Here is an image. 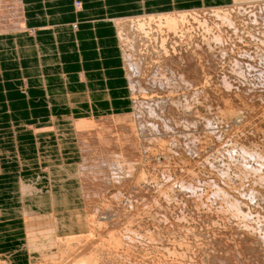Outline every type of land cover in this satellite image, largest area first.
I'll return each instance as SVG.
<instances>
[{"label":"bare ground","instance_id":"6f19581e","mask_svg":"<svg viewBox=\"0 0 264 264\" xmlns=\"http://www.w3.org/2000/svg\"><path fill=\"white\" fill-rule=\"evenodd\" d=\"M86 2H83V0H75V2H74L75 11L76 12L80 11L81 8L83 7V3H86ZM25 3H26L25 0L24 1L23 0H0V35H2V34H16L19 31H26L27 30V23L29 20L27 19L26 12H25V9H26ZM78 22H80V21L78 20L77 22L68 24V26L72 27V28H77V26L79 24ZM110 22L113 24L112 28L114 29V32H115V40H116V42H118L117 43V51H118V55L120 56V59H121V65L120 66L125 71V77H126L125 84L127 85V89H128L127 95H128V99H129V105L127 106V110H125V111L107 112V113H105V115H99V116L91 115L88 117L87 116L86 117H77V118H75V120L73 122L70 121V123H69L72 125V128L74 129L73 134L72 135L69 134L66 137L63 136L62 140L56 141L60 145L59 148L63 149V147H65L67 145V143H69L68 142L69 137L70 138H72V136L74 137V146L75 147H73L72 150L70 149V152L66 153L67 152L66 151L64 154H61V157H60L63 160H64V158H66V159H72V158L77 159V158H79L77 162H70V161H68V162L64 161L63 162V164H65L66 166H70L69 172L71 174L70 176L67 175L66 178L63 180V185L69 184V183L73 182L74 180H77V182L79 184L78 185L79 188L77 187V189L74 190V192H71V189L62 190V187H58V184H59L58 182H60V181H58V180L56 181V179H57L56 177L54 180L55 175L53 173H51V172H53L50 169L51 167L44 168L42 170L43 172L45 171L49 175V182L47 181V184H45L46 180H45L44 175L39 174L40 173L39 171L35 173L36 178L34 177L30 181V183L29 182L23 183L24 184L23 187L27 188L28 191H31L33 193V194H30L29 196L33 197V198H31V200L34 201V203L36 202L37 205H40L42 207H45L47 204H49L50 208H51L50 213L36 212V213H33L30 216L24 218L25 223L27 225L26 226L27 231L32 236L31 243L29 242V246L31 245L30 246L31 249L28 251L34 252V253L40 252L41 256H46L45 257L46 261L43 263L39 262L38 264H79L77 261L72 262L71 259L74 261L75 257L77 260L78 259L77 256L78 257L81 256V259L85 260V258H83V256H82V253L84 251L85 252L87 251L88 252L87 254L91 255L90 258L92 257V255L93 256L96 255V254H93L94 251H92V250L90 251L91 247L89 244H87V245L85 243L84 244L82 243L83 245L81 244L80 240L82 239V237H85V235L84 236L75 235L76 231L72 229V226H76L77 228L82 227L85 224V218L83 215V209H81L82 211L79 212L78 215L76 214L79 211V208H81V206H79V207L74 206L75 201L69 200V197H70L69 195H71L72 199H74V197H77V192L79 193V191H80V195H82L84 197V199L86 200L87 199V191L86 190L88 189V187L84 185L85 181L87 183L88 180L92 182L93 180L99 179L102 182L101 186H106L107 183H110V182L118 179L119 182H116V183L121 184L123 182L125 184L124 181L127 182V180L129 178L132 179V177H135L136 175H137V178L135 177L136 182H137L136 185L138 184V182H140V184H144L148 180L151 181V179L145 177L146 173H147V172L145 173V170H143V169H146L145 165H144L145 168H143L141 165V162L137 163L136 157L133 158V159H135V162L132 161L133 159L128 160V158H131L132 156L126 158L127 154L126 155L124 154L125 159L122 158V156H123L122 155L123 152L121 154L122 148H124V149H130V148L136 149V151L138 153H141V155L143 156V157L142 156L140 157V161H141L142 160L141 158L144 159V158L148 157V155L150 154V153H148V151H150L152 149V147H151V149H148L149 147L146 146L145 142L148 144L150 143L149 141H151L152 143L154 142L153 145H155V143L157 144L159 142V144L162 143L163 147H164V145H166V147L169 149H170V146H169L170 143H171V145H173V147L178 146L179 144L181 145V143H179V142L183 141V140H179V139H182V138L180 137L178 139L176 136H174L176 133L171 134L170 131L171 130L174 131V129H176V131H178L177 129L180 127V130H181V127H182L181 134L186 137L185 141H187L186 149H184V146H183L184 151H187V153L188 152L196 153L197 157L201 160V158L203 159V157H205L204 156L205 153L203 154L202 150H203V147L206 146L208 141H210V143L214 142L215 137L217 138L216 140L219 141L220 145H221L222 141H225L223 139L220 140L223 136L220 135L221 138L217 137L216 131L214 129H210L211 127L207 128V129H203V130H205V132L202 133V137L200 136L201 134L197 133V131H196L197 129L195 130V124H196V122L199 123V121H200L199 116H201V114H202V113H200V115H199V111L197 109V104H199V105L203 104V100H204V102L207 103L208 98L211 99V104H212L213 101H212V98H210L211 97L210 93H213V94L218 93V92H215V93L213 92V91L218 89V87H217L218 85L215 82L217 78H218V83L220 81L221 82L220 84L222 85V87H219V88L224 89L223 91L226 92L227 97H230V100H231V98H234V97L235 98L237 97L238 99L241 100V104L239 103L240 102V100H239L237 102V104L234 105V106H237V107H235L236 109L234 107H232L233 109H235V111H233L232 108H231L232 111L228 110L232 106L233 102H232V104H230L231 103L230 101H229L230 103H228L227 98L224 100V98L221 97V96L225 95V94H222L223 91H221L220 89L217 90V91H221L220 97L219 96L218 97L223 98V99L218 100L220 102H217L218 103L216 105L217 108L215 105L214 106H215L216 110L218 109V113H220L219 110H221L222 112L227 110V112L231 116L229 114H227L226 111H225V113L227 115H229L230 117H234V120H231V125L233 126L232 130H235L233 128H236L235 126L237 125L236 123L238 121H239V123L242 122V121H240V119H244V121H245L244 116L245 117L251 116L249 114H252V113L257 114V112L260 109V107H258L257 104L254 105L253 102L251 103V100L253 99V97H255L253 95L257 94V96H258V93L254 94L252 92H249V93H252L253 95L248 94V96L251 95L250 97H248L246 94H244V96H242V94L237 93L240 91L242 93V89H239L240 88L239 85H238L239 88L235 87L236 82H234V79L237 80L238 78H241L239 75L242 74L243 68L249 70V72H251V74L254 73V74H256V76L258 75L259 77L264 78V29H262L261 31L258 29L259 31L256 32V29L258 27H261V24H263L262 26H264V0H236V1H232V4L230 3V4L217 5V6L203 5V7H197V8H191L190 7L187 9H179V10H175V9L174 10H166V11L160 10L159 12H157V11H152V12L146 11V12H142L140 14L117 16L114 19H111ZM29 25H30V23H29ZM214 62L218 63V66L220 69L219 71L217 70V72H215L216 68H214ZM245 78H249V77H245ZM257 81H259V80H257ZM241 88H242V86H241ZM127 89H125V90H127ZM179 91L182 92V93H180V95L185 94L184 97L186 99L184 97H183L184 99L180 98L181 96L180 97L178 96V98H177V96H174V95L169 96V98H171L170 100L167 98L168 92H170V94L171 93L174 94L175 92H179ZM209 91H211V92L209 93ZM249 91H250V89H249ZM225 92H223V93H225ZM258 92H260V91H258ZM261 93H262V91H261ZM175 95H177V93ZM226 96H224V97H226ZM262 96H264V95H262ZM212 97L214 98L213 100L216 99L214 96H212ZM218 97H217V99H219ZM260 97L259 96L257 97V98H259L258 101L262 100V97H261V99H260ZM206 99H207V101H205ZM245 100L247 101L246 103L244 102ZM262 102H264V101L262 100ZM206 103H204V105ZM234 103H236V102H234ZM256 103H257V101H256ZM227 104L230 105V107L228 109L226 108ZM259 105H261V104L259 103ZM262 106L264 107V105H262ZM205 107H207L206 111L208 112V109L211 108L212 106L209 107V105H205ZM257 107H258V109H257ZM263 107H262V110L260 112H258L257 116H255V118L257 117L258 120L263 121V123H264V108ZM213 109H214V107H213ZM206 111L203 113L204 116L207 113ZM214 112H216V111L214 110ZM227 115H226V118L229 119L230 117ZM206 116H209V114L208 115L206 114ZM97 117L98 118H104L103 119L104 122H103V120H102L103 123L101 122L103 125L99 124L98 122H95L94 119H97ZM109 117H113V119H114L113 125L115 124L116 121H118L116 125L118 126V128L120 130H124V131L120 132V130L116 128L117 127L116 125L115 126L107 125L109 123V120H110ZM250 118H252V116ZM255 118L253 117V119H250V120L254 121ZM115 119H117V120L115 121ZM203 119H205V118L203 117ZM208 119H209V121L206 123L211 125L213 123L212 119H210V117L209 118L206 117L205 120H208ZM201 120H202V116H201ZM106 121L108 123H106ZM244 121H243V123H245L247 120L245 122ZM218 123H220V122L218 121ZM239 123H238V125H240ZM248 123L250 124L252 122H248ZM253 123H255V121ZM205 124H203V126ZM221 124H222V122H221ZM229 124H230V122L227 123V125H229ZM119 125H121L122 127L121 126L119 127ZM256 125H257V127L259 126L258 124H256ZM203 126H201L200 129L203 128ZM211 126L213 127L214 125H211ZM114 127L117 130L113 131ZM241 127H242V125H241ZM241 127H239V128H241ZM261 128L262 127L260 126L259 130H261ZM215 129H217V128H215ZM246 129L247 130H244V131L247 132L248 127ZM252 129H253V126H252L251 130ZM257 129H256V131L254 129V132L251 133L252 135H250V136L248 135L246 137L247 139L248 138L251 139L250 142H247V144L243 143V141L240 142L241 139H240V141L234 140L232 142L233 144L230 143V145H232V146L228 145V147H225V148H221V146L218 145V143L215 144L216 148H217L216 145L220 146V149H218L220 154L213 157L215 160H213V162H212L213 167L215 166V168L217 169L216 175H218L219 180L220 179H221V181L223 180V182L225 183L224 184L225 186H229V188H231L233 190L234 194H230L224 188V186L220 187L221 184H219L220 186H218L216 184V187H215L214 183L217 179H215L212 182H208V183H210V185L213 186L212 187L213 197L214 198L216 197L217 200H219V202H220L219 207H220L222 214L225 216V213H227L228 219L232 218V217L235 218V221H236V219H238V221L242 225H244L245 227L248 228V230L245 229L243 231L247 232L249 234V236L255 235V237L258 238V240L260 239V242H262V244L264 246V212L260 211L261 209L259 210V208H260L259 205H258V210H257L258 214L257 215H254V210H253V208L251 209L252 203L255 200H257V201H260V206H262L263 210H264V137L262 136V131L264 130V127L262 128L263 130H261V132L259 131L261 133V135L258 134L259 132L257 131ZM66 131H68V130H66ZM200 131L202 132V129ZM223 131H224V129H223ZM242 131H243V128H242ZM174 132H172V133H174ZM178 132H180V131H178ZM224 132L226 133V131H224ZM227 132H229V131H227ZM234 132H236V131H234ZM229 133H231V131ZM114 134H116V135H114ZM181 134H179V135H181ZM217 134H219V133L217 132ZM247 134H250V133H247ZM226 136H228V135L226 134ZM77 138L80 140V143H79L80 146L77 144ZM229 138L231 139V137H229ZM183 139H184V137H183ZM227 139H228V137H227ZM242 140H244V139H242ZM176 144H178V145H176ZM93 147L94 148L99 147L97 149H100L99 152L102 151L103 155L101 153H100V155H102V156L96 155L94 153L95 149ZM159 147L157 146L158 150H159ZM163 147H161V148L165 151L166 149H164L165 147L164 148ZM215 147L214 148L212 147L213 150L215 149ZM223 147H224V145H223ZM112 148L115 151H112L111 150ZM179 148L180 147L178 146L177 149L179 150ZM181 148H182V146H181ZM209 148H210V145H209ZM66 150H67V148H66ZM204 150H203V152H204ZM171 151L172 150L168 151V153L169 152L173 153ZM184 151H183V153H184ZM210 152H213L211 150V148H210ZM107 153H109V154H107ZM170 153H169V155H170ZM183 153L181 152V155H183ZM206 153H207V150H206ZM208 153H209V150H208ZM159 154H160V151H159ZM196 154H195V156H196ZM169 155L167 153H165V154L161 155L162 156L161 158L159 156V158L163 159V157L165 156L164 159L168 161V159L171 160L170 157H172V156L169 157ZM103 156H105V158ZM183 156H185V155H183ZM189 156L192 157V154ZM207 156H208V154H207ZM174 157H176V156H174ZM198 158H196L197 161H198ZM192 159H190V160L192 161ZM217 159H219V160L216 161ZM211 160H212V158H211ZM219 161L221 162V164H219ZM188 162H190V161H188ZM205 162L206 161H204L202 163H205ZM163 163L164 162H162V164ZM191 163H190V166H191ZM195 163L197 164V162H195ZM218 164H219V166H218ZM200 165H196V167L200 166ZM202 166L206 167V165H202ZM207 166H209V165L207 164ZM186 167L187 166H185V168ZM189 168L190 169H184V171L185 170L186 171L192 170L191 167H189ZM200 168H201V166H200ZM193 169H194V167H193ZM197 169L199 170L198 167H197ZM71 170H72V173H71ZM73 170H74V173H73ZM168 170H170V169H168ZM194 171H195V169H194ZM210 171H212V169ZM196 173L198 174V173H200V171H196ZM196 173H194L195 177L197 176ZM213 173H215V172H213ZM21 174H22V172H21ZM185 174H186V172H185ZM192 174H191V176H190V174L187 176L185 175L181 179H183V178L186 179V177H188V180H189V178H191L194 175V174L193 175ZM203 174H201V175H203ZM207 174H208V171H207ZM177 176H179V175H177ZM198 176H199V174H198ZM35 179H37V180H35ZM138 179L142 180V181H138ZM191 179H190L189 183H187V182L181 183V181H180L179 185L180 184L181 185L179 188L183 189L184 194L193 195V196H189L190 200H191V198H194V200H193L194 202L196 199L195 203L198 202V203L202 204L203 199H201V194H197L198 193V187H200L201 185H199L200 183H194L195 180L193 179L194 180L193 181ZM201 179L203 180V177H201ZM236 179H238V180H236ZM173 180H175V179H173ZM179 180H180V178H179ZM237 181L239 184H237ZM132 182L133 181H131V183ZM153 182H155V181H153ZM198 182H199V180H198ZM131 183H128L129 187H131V185H132ZM155 184H156V182H155ZM94 185L95 184L89 185V186L93 188ZM175 185H177V184H175ZM238 185L240 187L242 186L241 189L243 191L239 188ZM112 186H114V184ZM125 186H127V185H125ZM139 186H141V185H139ZM167 186H169V185L167 184ZM129 187H127V188H129ZM147 187H148V185H147ZM174 187H173V189H174ZM54 188H56V190ZM150 188H151V186H150ZM155 188L150 189V190L151 191L152 190L157 191V189H155ZM158 188H159V186H158ZM161 188H164V187H160V189ZM141 189H142V187H141ZM149 189H147V190H149ZM134 190L135 189H133V192H134ZM137 190L139 192L141 191V190L136 188V191ZM161 190H165V189H161ZM97 192H98V190H97ZM206 192H208V191H206ZM101 193L103 194L102 190H101ZM130 193H132V189H131ZM119 194H122V193L118 192V195ZM159 194L162 195L161 192H159ZM114 195L115 194L113 193L112 196H114ZM137 195L139 197L134 195L135 199H137L136 197L141 198L140 193H137ZM163 195L165 196L164 193H163ZM166 195H167V192H166ZM62 196H63V199H61ZM112 196H111V199H113ZM102 197H104V196H102ZM145 197H147V196H145ZM116 198H118V197H116ZM141 200H142V198H141ZM131 201H132V199H131ZM150 201H149V203H150ZM161 201H163V200H161ZM165 201H166V199H165ZM169 201H171V200H169ZM86 202L87 201H85V204H86ZM97 202H100V201H97ZM112 202H111V204H112ZM114 202L116 203V200H114ZM147 202H148V200H147ZM94 203H96V201ZM94 203H93V205H94ZM132 203H133V201H132ZM138 203H141V202L139 201ZM255 204L256 203H254V205ZM119 205H121V204H119ZM119 205H117V207ZM122 205H124V204H122ZM153 205L157 206V203H156V205L155 204H153ZM137 206H138V204H137ZM164 206H165V204H164ZM164 206H162V207H164ZM256 206H255V208H256ZM98 207H100V206H98ZM121 208H119L118 210H120ZM124 209H126V208H124ZM249 209H251V211ZM155 210H158V206H157V208H155ZM246 210L249 212H247ZM108 211H109L108 213H110L109 215H111V214H112V216L114 215L113 213L110 212L111 209H109ZM11 212H12V210H11ZM13 212H15V210ZM100 212H102V211L100 210ZM3 213H4V211L0 208V216ZM92 213H94V212H92ZM131 213H133V211L130 212V214ZM101 214H100V216H101ZM92 215L93 214H91V217H92ZM154 215L157 218L156 221L158 220L157 221V224H158L160 221L159 219H162V218L156 212L154 213ZM78 216H79V218H77ZM103 216L104 215L102 214V221H103ZM168 216L167 215L164 216L162 220H165L164 218H166V217L168 218ZM207 216L208 215H206L205 217H207ZM106 217H107V215H106ZM106 217H104V220ZM117 217H119V216H117ZM170 218L171 217L169 216V219ZM66 219L71 221L70 223L66 222L67 224H65L66 229L64 230V232L65 233L68 232V233H66V235L65 234H59L57 229L61 227L62 222H65ZM216 219H212V220H216ZM223 219L225 221L227 219V217H226V219L223 217L222 220ZM151 220H153V219H151ZM167 220L165 221V222H167L166 224H168V222L172 221L171 219H170L171 221L170 220L167 221ZM208 220H210V218ZM212 220H210L211 223H213ZM116 221H118V219ZM156 221L153 223L155 224ZM173 221H175V220H173ZM173 221L171 222V224L173 223ZM227 221H229V220H227ZM165 222H164V224H165ZM215 222L217 223V221H215ZM239 222H237L238 224L236 227H238ZM89 223H90V220L88 221V224ZM117 223H119V222H117ZM218 223H220V222H218ZM91 224H93V223L91 222L89 224V226H92ZM100 224H98V225H100ZM119 224H116V225H119ZM173 224H177V222L176 223L174 222ZM173 224L170 226L172 227ZM128 225H129V223H128ZM150 225H151V223H150ZM177 225H176L175 229L177 228ZM214 225H215V223H214ZM232 225L234 226V223ZM65 226L62 225V227H65ZM170 226H168V227H170ZM211 227H212V225H211ZM217 227H219V224ZM93 228L94 227H92V229ZM165 228H167V226ZM189 228H191V227H189ZM113 229H114V227L112 228V230ZM159 229H161V228L158 227V231L155 230V232H157L156 233L157 235L158 234L162 235L163 234L162 232H164V230L162 231ZM175 229H173V230L170 229V230L172 232H174ZM178 229H180V227H178ZM183 229H180V230L183 231ZM214 229H216V228H214ZM126 230H127V228H126ZM216 230H214V232H213L214 236L221 237L218 235H221L224 230L220 231L221 233L219 234V232H218L219 229H218V231H217L218 234L215 235ZM159 231L161 232V234ZM167 231H169V229ZM148 232H150V229ZM224 232H226V231H224ZM235 232L237 233L238 231H235ZM108 233H110V230ZM121 233H124V232H121ZM191 233H193V231H191ZM145 234H146V232H145ZM165 234L168 235L169 233H165ZM174 234H175V232L173 233V235L170 234V236H172V238L176 239V237L179 236V234L176 233L177 234L176 237L174 236ZM209 234H211L210 230H209ZM248 234H246V235H248ZM62 235L66 236V237L62 238L61 237ZM87 235L90 236L91 233L90 234L88 233ZM98 235H99V233H98ZM124 235L127 237L128 241H131V243L133 242V243H136L137 245L140 244V246H142L144 244L143 241H144L145 236L143 237V234H141V232H138L137 230H132L130 228L126 231L125 234H123V236L122 235L121 236L124 237ZM183 235H185V234L183 233ZM228 235H231V233ZM162 236H164V235H162ZM223 236H225V235H223ZM97 237H99V236H97ZM184 237H183V239H184ZM211 237L213 239H215L213 236H211ZM241 237H243L242 233H241ZM90 238H88V239H90ZM141 238L143 241L141 240ZM156 238H155V240H158ZM230 238H232L231 239V241H232L234 236L232 237V235H231ZM230 238H229V241H230ZM236 238H237V236H236ZM253 238H254V236H253ZM93 239H95V238H93ZM185 239H187V238H185ZM190 239H192V238H190ZM243 239H246V238L244 237ZM85 240H87V239H85ZM114 240H115V237H114ZM114 240H113V242H114ZM224 240L225 239H223L222 242H224ZM140 241L143 243L142 245H141V243H138ZM175 241H176V243H179L177 239ZM225 241L227 242V239ZM233 241H235V240H233ZM92 242H94V241H92ZM153 242H155V241H153ZM153 242L151 243V246H153L152 245ZM161 242H162V240H161ZM172 242H173V240H172ZM172 242H171L170 247L167 246L168 248L172 247V249H173V247L175 245L173 246ZM180 242H181V244L184 243L185 246H183V248L186 247V249H187L186 244L188 241L182 243V240H180ZM232 242H231V244L229 242L227 244H230V246H231ZM237 242H239V241H237ZM241 242H239V243H241ZM251 242H254V241H250L248 243L250 246H251V244H250ZM256 242H257V239H256ZM58 243L60 246L58 245ZM125 243H126V241H125ZM146 243H147V241H146ZM155 243H154V245H156V246H154V247H158V245ZM258 243H259V241H258ZM119 244L121 246V243H119ZM129 244L130 243H128V245ZM163 244H165V243H163ZM181 244H177V246L180 245L182 247ZM221 244H223V243H221ZM122 245H124V244H122ZM130 245H132V244H130ZM137 245H135V246L137 247ZM220 245H217V246H220ZM235 245L236 244H234V246ZM252 245H253V243H252ZM254 245H256V244H254ZM94 246H92V247H94ZM115 246H116V244H115ZM124 246L126 247V245H124ZM180 246H178V248H180ZM238 246L240 247V245H238ZM132 247H133V245H132ZM132 247H131V250H132ZM154 247H152V248H154ZM200 247H203V246L201 245ZM243 247H240L241 250H243ZM57 248H58V252H59L58 254H56ZM139 248H141V247H139ZM152 248H150L148 250L151 251ZM165 248H162V245L160 247V249H162L163 251L166 250ZM168 248L166 251H168ZM183 248L182 249L180 248V249L184 250ZM193 248L191 249V247H190L189 248L190 250L187 249L189 252L191 251L192 254H190V257H188V259H187V257H185V259L183 258L184 260H187L185 263H187L190 260L189 258L192 259V257H194V256L191 257V255H194L193 254V251H194ZM205 248L208 249V247H205ZM251 248H252V246H251ZM117 249L118 248L116 247V250ZM123 249H125V248L123 247L122 250ZM137 249H136V251H137ZM186 249L184 250V252H182V254L186 253L185 252V251H187ZM248 249L246 247L245 250L247 251ZM54 250H55V252H54ZM128 250H129V247H128ZM134 250H135V247H134ZM141 250H144V249L141 248ZM213 250H215V248ZM255 250H256L255 252H257V249H255ZM234 251H232V252H234ZM249 251H248V253H249ZM158 252H157V254H158ZM168 252H170V251H168ZM175 252H174L175 255L176 254L181 255V253H177L178 251H175ZM229 252H231V251L229 250ZM232 252L229 253L230 255L227 253H226V255H229V257H231L232 256L231 254H233ZM255 252H253L254 253L253 256L251 255L252 257H255L254 256L255 254H259V253H255ZM139 253H141V251L138 250V254ZM146 253L144 252L143 255H145ZM162 253H161L162 255H165L164 252H162ZM188 253H186V254H188ZM196 253L197 252L195 251V254ZM50 254H52V255H50ZM69 254L72 255L74 258L72 257L71 259H68ZM125 254L123 253V255L125 256L124 258L126 260V258H128L126 256H129L131 254V252L129 255L128 254L125 255ZM135 254H137V253L133 252V254H131V255H133V257L137 256ZM148 254L150 255L151 252L150 253L148 252ZM148 254L146 255L147 257H148ZM157 254L154 255L152 253L153 257L155 256L154 258H157ZM207 254H209V253L207 252ZM40 255H38V256H40ZM117 255L119 256V254H117ZM239 255L241 256V254H239ZM38 256H36V257L32 256L31 257L32 261H34V259H37ZM195 256L196 257H194V258L200 257V255L199 256L195 255ZM207 256H209V255H207ZM212 256H213V253L211 255V259L216 258L218 255L216 257L214 255L213 258H212ZM234 256H232V257H234ZM119 257H122V256H119ZM138 257H140V255ZM167 257H169V255ZM170 257H169V260L171 261ZM180 257L181 256H179L177 258L179 260H181ZM202 257H203V254H202ZM219 257H221V255H219ZM88 258H89V256H88ZM90 258H89L90 261H88V259L86 258L87 259V260H85V261H87L86 263H84L81 259H79L80 260L79 262H80V264H96L97 263V262L94 263L93 259L92 258L90 259ZM129 258H131V257H129ZM136 258L137 257H134V260ZM141 258H143V259H141ZM194 258H193V260H194ZM255 258L260 259V258H258V256ZM255 258H253V261L256 260ZM102 259L104 260V258H102ZM105 259H107V257ZM137 259H138L137 262H135L136 261L135 260L134 263H138V262L140 263L139 258H137ZM140 259L144 260V256L143 257L141 256ZM172 259H174V257ZM199 259L203 260V258H201V257ZM109 260L111 262H113V260H111V259H109ZM115 260H116V258H115ZM146 260H148L149 263L151 262L149 260V258ZM176 260L177 259L175 258V261ZM179 260L177 262H179ZM231 260L234 261L232 258H231ZM263 260H264V257H263ZM97 261H98V259H97ZM107 261H108V259H107ZM129 261H131V260L129 259ZM157 261H156V264L159 263V262L157 263ZM164 261H165L164 263L167 264L166 261H168V260H164ZM199 261H197V262L193 261V262L199 264ZM3 262H5V261H2L0 259V264H3ZM101 262L102 261H100V264H103ZM127 262H128V260H127ZM144 262H147V261H143L142 264H144ZM162 262L163 261L161 260V263ZM183 262L181 260L180 264H185ZM223 262L224 261H222L221 263L224 264L225 262L224 263ZM258 262L261 264L264 263L261 261H257V263ZM164 263H162V264H164ZM169 263H171V262H168V264ZM218 263H220V261ZM30 264H33V263L31 262ZM35 264H37V263H35ZM98 264H99V261H98ZM112 264H114V262ZM115 264H118V263L115 261ZM153 264H155V263L153 262ZM233 264H236V262ZM245 264H246V262H245ZM247 264H248V262H247Z\"/></svg>","mask_w":264,"mask_h":264},{"label":"crops","instance_id":"0c3cea01","mask_svg":"<svg viewBox=\"0 0 264 264\" xmlns=\"http://www.w3.org/2000/svg\"><path fill=\"white\" fill-rule=\"evenodd\" d=\"M25 2L27 30L0 35V258L5 255L12 263L40 255L28 251L32 236L24 218L51 211L49 204H35L23 183L39 171L47 184L49 175L42 170L51 167L58 187L74 192L76 180L71 182L74 189L70 183L63 185L71 175L63 162L79 158H60L75 147L74 137L63 149L56 141L73 134L69 123L77 117L127 110L125 71L111 19L231 0H83L78 12L75 0ZM78 20L77 28L68 26ZM66 222L71 221L62 225ZM62 225L59 234L68 233Z\"/></svg>","mask_w":264,"mask_h":264},{"label":"rangeland","instance_id":"374dc122","mask_svg":"<svg viewBox=\"0 0 264 264\" xmlns=\"http://www.w3.org/2000/svg\"><path fill=\"white\" fill-rule=\"evenodd\" d=\"M232 1H236V0H231V4H232ZM230 3H228V4H230ZM263 24H261V27H258L257 29H256V32H258L259 30L261 31L262 29H264V26H262ZM259 29V30H258ZM257 37V36H256ZM259 38V37H258ZM217 66V67H216ZM214 68H216L215 70V72H217V70L219 71L220 69H219V66H218V63L217 62H214ZM250 73V74H249ZM217 74V73H216ZM241 78H238L237 80L236 79H234V82H236V84H235V87H238V85L240 86V88L239 89H242V93H241V91L240 92H237V93H240V94H242V96H244V94H246L247 96H248V94H251V95H253L252 93H258V96L260 97H262V100L264 101V96H262V95H264V78L263 77H259L258 75L256 76V74H254V73H252L251 74V72H249V70H247V69H245V68H243V70H242V74H240L239 75ZM218 77V76H217ZM245 77H249V78H245ZM258 78V79H257ZM242 79V80H241ZM257 80H259V81H257ZM245 81V82H244ZM248 81V82H247ZM250 81V82H249ZM216 84L218 85L217 87H218V89H220L219 87H222V85L220 84L221 82L219 81V83H218V78L216 79ZM238 82V83H237ZM254 83V84H253ZM221 85V86H220ZM245 85V86H244ZM241 86H242V88H241ZM261 88H260V87ZM224 87V86H223ZM217 89V90H218ZM249 89H250V91H249ZM263 89V90H262ZM215 90V89H214ZM217 90H215V91H213L214 93L215 92H218V93H215V94H213V93H210L211 91H209V93H210V95H211V97L210 98H212V104H211V99H209L208 98V101H207V99L205 100V101H207V103L206 102H204V100H203V104H201V105H199V104H197V109H198V111H199V115H200V113H202L201 114V116H202V120H201V116H199L200 117V121H199V123L198 122H196V124H195V130L197 131V133L198 134H201L200 136L202 137V133L203 132H205V130H203V129H207V128H209V127H211L210 129H214L215 131H216V136L217 137H220V135H222L223 137L220 139V140H225V141H222V143H221V145H220V143H219V141L218 140H216L217 138L215 137L214 138V142H211L210 143V141H208V143L206 144V146L205 147H203V150H204V152H203V150H202V153L204 154V156L205 157H203V159L201 158V160L197 157V154L196 153H194V152H188L187 153V151H184V149H186V143H187V141H185L186 140V137L185 136H183L182 134H181V130H182V127H181V130H180V127L177 129L178 131H180V132H178V131H176V129H174V131H172L171 129V134H175L174 136H176L178 139L181 137L182 139H179V140H183V141H180L179 143H181V145L179 144H176V145H178L180 148H181V146H182V148L180 149L179 148V150L177 149L178 148V146H174L173 147V145H171V143L169 144V146H170V149L169 148H167L166 147V145H164V147L162 146V143H160L159 144V142L156 144L155 143V145H153L154 144V142L152 143L151 141H149L150 143L148 144V143H146L145 142V144H146V146L147 147H149L148 149H151V147H152V149L150 150V151H148V153H150L149 155H148V157H146V158H141L142 160L140 161V157L142 156L141 155V153H138L137 151H136V149H133V148H130V149H124V148H122V151H121V154H122V152H123V156H122V158H124L125 159V156H124V154L126 155V158H128V157H131V158H128V160H132L133 158H135L136 157V160H137V163H139V162H141V165H142V167L143 168H145L146 167V169H143V170H145V173H146V176L145 177H147V178H149V179H151V181L150 180H148L146 183H144V184H140V182H138V184L136 185V178H137V175L135 176V177H132V179L131 178H129L128 180H127V182L128 183H131V181H133L130 185H131V187H129V184L126 182V181H124L125 182V184L122 182L121 184L120 183H116V182H119L118 181V179L117 180H115V181H112V182H110V183H107L106 184V186H101L102 185V182L98 179V180H93L92 182L91 181H89L88 180V182L86 183V181L84 182V185L85 186H87L88 187V189L86 190L87 191V199L85 200L84 199V197L82 196V195H80V191H79V193L77 192V197H74V199H72V197H71V195H69L70 197H69V200H71V201H75V204H74V206H77V207H79V206H81V208H79V211L76 213L77 215L79 214V212H81L82 210L81 209H83V215H84V218H85V224L82 226V227H80V228H77L75 231H76V234L75 235H81V236H84L85 235V237H82V239L80 240V242H81V244L83 243H85L86 245L87 244H89L90 245V251L92 250V251H94L93 252V254H96V255H92V259H93V262L94 263H96V264H98V261H99V264H100V261H102L101 263H105V264H112L113 262H114V264H115V261L118 263V264H130L132 261V263L133 264H142L143 263V261H147V262H144V264H150L151 262V264H153V262L156 264V261H157V263L158 264H160L161 263V260L163 261L162 263H164L165 261L164 260H168V261H166L167 262V264H168V262H171L172 264H180L181 263V260H182V262L183 263H185L187 260H184L185 259V257H187V259H188V257H190V254H192V252L190 251H188L187 249H189L190 247H191V249L193 248L194 249V251H193V254L194 255H191V257L192 256H194V257H196L195 255H200V257L201 258H203V260H201V259H199L198 257L197 258H194V257H192V259L191 258H189L190 260L187 262V263H185V264H194L195 262H193V261H199V264H210L212 261V263L211 264H220L222 261H224L223 263L224 264H233V263H235L236 262V264L238 263V264H245V262H246V264H247V262H248V264H256L257 263V261H261V262H264V260H263V257H264V246H263V244H262V242H260V239L258 240V238H256L255 237V235H250L249 236V234L247 233V232H244L243 230H248V228L247 227H245L244 225H242L239 221H238V219H236V221H235V218L234 217H232V218H229L228 219V216H227V213H225V216L222 214V212H221V210H220V202H219V200H217V198L215 197H213V191H212V187L213 186H211L210 185V183H208V182H212V181H214L215 179H217L216 181H215V187H216V184L218 185V186H220L219 184H221V186L220 187H223L224 186V188L230 193V194H234L233 193V190L231 189V188H229V186H225L224 184V182H223V180L221 181V179L219 180V177H218V175H216V173H217V169L215 168V166L213 167V164H212V162H213V160H215L213 157H215L216 155H219L220 153H219V150L218 149H220V146H221V148H225V147H228V145L229 146H232V145H230V143L231 144H233L232 142L235 140H238V141H240V139H241V141L240 142H242L243 141V143H245V144H247V142H250V140L251 139H247L246 137L249 135H252L251 133H253L254 132V129H255V131H256V129H257V131L259 132H261V130H263L262 128L264 127V123H263V121H260V120H258V118L256 117L255 118V116H257V114H258V112H260L261 110H262V105H264V102H262V100H260V101H258V99L259 98H257L258 96H257V94H255V95H253V96H255V97H253V99L251 100V103L253 102V104L254 105H258V107H260V109H259V111L257 112V114H249V115H251L252 116V118H250L251 116H244V118H245V121H244V119H240V121H242V122H240L239 123V121L236 123L237 125L235 126L236 128H233V129H235V130H232V125H231V120H234V117H230L231 115L227 112V110H225L226 112H227V114H229V115H227L226 113H225V111L224 112H222L221 110H219V112L220 113H218V109L216 110V108H217V102H220V101H218V100H221V99H223L224 98V100L227 98V100H228V103H230V104H232V102H233V104H232V106L230 107V105L229 104H227L226 105V108L228 109L229 107V109L228 110H231V108L232 107H237V106H234L235 104H237V102L240 100V99H238L237 97L234 99V98H231V100H230V97H227L226 96V92L225 91H223L224 89L222 88V89H220L221 91H223V92H225V93H223L222 92V94H225V95H223V96H221V97H223V98H219L220 97V94H221V91H217ZM235 90V89H234ZM245 90V91H244ZM252 90V91H251ZM258 91H260V92H258ZM261 91H262V93H261ZM248 92V93H247ZM249 92H252V93H249ZM177 93V95H175ZM180 93H182V92H175L174 94L173 93H171L170 94V92H168V94H167V98L170 100L171 98H169V96H177V98H178V96L180 97V98H183L184 97V95L183 94H181L180 95ZM261 93V94H260ZM229 94V93H228ZM217 95V96H216ZM251 95H249L248 97H250ZM212 96H214L216 99L215 100H213L214 98L212 97ZM219 96V97H218ZM224 96H226V97H224ZM246 96V97H247ZM217 97L219 98V99H217ZM261 97H260V99H261ZM185 98V97H184ZM183 98V99H184ZM186 99V98H185ZM236 100V101H235ZM247 100V99H246ZM244 101L245 103L247 102V101ZM134 101V100H133ZM215 101V102H214ZM230 101V102H229ZM256 101H257V103H256ZM234 102H236V103H234ZM261 104V105H259V103ZM204 103H206L205 105H209V107H211V108H209L208 109V112L206 111L207 110V107H205V105H204ZM214 103V104H213ZM216 103V104H215ZM240 104H241V100H240V102H239ZM223 104V103H222ZM216 106V108H215V106ZM229 105V106H228ZM225 106V105H224ZM213 107H214V109H213ZM258 107H257V109H258ZM264 108V107H263ZM211 109V110H210ZM236 109V108H235ZM235 109H233L232 108V110L233 111H235ZM211 112H210V111ZM214 110L216 111V112H214ZM231 110V111H232ZM207 112L206 114L208 115L209 114V116H206V114H205V116L207 117V118H209L210 117V119H212V124L211 125H214L213 127L210 125V124H207L206 122H208L209 121V119L208 120H205L206 119V117L204 116V112ZM211 114H210V113ZM227 116H229L230 118L228 119V118H226V115ZM220 114V115H219ZM222 114V115H221ZM254 115V116H253ZM97 116H99V115H97ZM203 117L205 118V119H203ZM253 117L255 118V123L256 124H258L259 126L257 127V125L255 124V123H253L254 121H252V120H250V119H253ZM110 118V120H109V123L106 121V123H108L107 125H110V126H112L113 125V123H114V119H113V117H109ZM215 118V119H214ZM247 118V119H246ZM249 118V119H248ZM104 118H98L97 117V119H94L95 120V122H98L99 124H102L103 122H104V120H103ZM222 119V120H221ZM227 121H226V120ZM102 120H103V122H102ZM117 119H115V121H116ZM221 120V121H220ZM239 120V119H238ZM100 121V122H99ZM218 121L220 122V123H218ZM243 121L245 122V123H243ZM94 122V121H93ZM102 122V123H101ZM117 122L118 121H116L115 122V124L113 125V126H115L116 124H117ZM221 122H222V124H221ZM228 122H230V124L229 125H227V123ZM248 122H252V123H250L252 126H253V129L251 130V128H252V126L248 123ZM258 122V123H257ZM92 123V122H91ZM105 123V124H106ZM207 125H206V124ZM238 123L240 124V125H238ZM203 124H205L204 126H203ZM220 124V125H219ZM248 126H247V125ZM103 125V124H102ZM231 125V126H230ZM241 125H242V127H241ZM244 125V126H243ZM263 125V126H262ZM117 126V125H116ZM121 125H119V127H120ZM201 126H203V128H201L202 129V132L200 131L201 129H200V127ZM230 126V127H229ZM248 127V131L246 132V131H244V130H247L246 128ZM255 126V127H254ZM260 126L262 127L261 128V130H259L260 129ZM122 127V126H121ZM239 127H241V128H239ZM117 129H119L118 128V126L116 127ZM115 127H114V130L113 131H115V130H117ZM215 128H217V129H215ZM242 128H243V131H242ZM245 128V129H244ZM220 129V130H219ZM222 129V130H221ZM223 129H224V131H226V133L223 131ZM250 129V130H249ZM120 130V129H119ZM124 130H120V132H123ZM227 131H231V133H229V132H227ZM234 131H236V132H234ZM172 132H174V133H172ZM217 132L219 133V134H217ZM233 132V133H232ZM243 132V133H242ZM258 133L259 135H261V133ZM181 134V135H179V134ZM224 135H223V134ZM247 133H250V134H247ZM226 134L228 135V136H226ZM264 130L262 131V136L264 137ZM114 135H116V134H114ZM169 135V134H168ZM179 135V136H178ZM244 135V136H243ZM84 136V135H83ZM234 136V137H233ZM82 137V136H81ZM168 137V136H167ZM183 137H184V139H183ZM227 137H228V139H227ZM229 137H231V139L229 138ZM237 137V138H236ZM239 137V138H238ZM84 138V137H83ZM226 138V139H225ZM233 138V139H232ZM242 139H244V140H242ZM145 141V140H144ZM167 142V141H166ZM165 142V143H166ZM185 142V143H184ZM227 144H226V143ZM80 140L77 138V144L80 146ZM183 143V144H182ZM214 143V144H213ZM216 143H218V145H220V146H218V145H216L217 146V148L215 147V144ZM227 146H226V145ZM175 145V144H174ZM209 145H210V148H211V150L213 151V152H210V148H209ZM223 145H224V147H223ZM98 146V145H97ZM157 146L159 147V150H158V148H157ZM168 146V147H169ZM172 146V147H171ZM183 146H184V149H183ZM208 146V147H207ZM161 147H163L164 149H166L165 151L161 148ZM177 147V148H176ZM215 147V149L213 150V148ZM94 148V147H93ZM97 148H99V147H96V148H94L95 150H94V153L96 154V155H98V156H102L103 154H102V151L101 152H99L100 151V149H97ZM156 148V149H155ZM172 148V149H171ZM176 149V150H175ZM112 151H115L113 148L111 149ZM130 150V151H129ZM170 150H172L171 152H173V153H170V155H169V153H168V151H170ZM206 150H207V153H206ZM208 150H209V153H208ZM159 151H160V154H159ZM163 151V152H162ZM177 151V152H176ZM183 151H184V153H183ZM154 152V153H153ZM156 152V153H155ZM158 152V153H157ZM167 153L168 155H169V157L170 156H172V157H170L171 158V160L170 159H168V161L167 160H165L164 159V157H163V159H160L162 156L161 155H163V154H165V153ZM177 154H176V153ZM180 154H179V153ZM181 152L183 153V155H185V156H183V155H181ZM100 153L102 154V155H100ZM188 155H186V154ZM215 155H214V154ZM107 154H109V153H107ZM120 154V155H121ZM136 154V155H135ZM172 154V155H171ZM192 154V157L191 156H189V155H191ZM195 154H196V156H195ZM207 154H208V156H207ZM212 154V155H211ZM158 155V156H157ZM181 155V156H180ZM134 156V157H133ZM159 156H160V158H159ZM174 156H176V157H174ZM104 158H105V156H103ZM143 157V156H142ZM207 157V158H206ZM212 158V160H211V158ZM184 158V159H183ZM188 158V159H187ZM193 158V159H192ZM196 158H198V161H197V159ZM139 159V160H138ZM167 159V158H166ZM190 159H192V161L190 160ZM147 160V161H146ZM149 160V161H148ZM161 160V161H160ZM190 161V162H188V161ZM196 160V161H195ZM219 159H217L216 161H218ZM133 162H135V159H133L132 160ZM158 161V162H157ZM186 161V162H185ZM201 161V162H200ZM204 161H206L205 163H202V162H204ZM162 162H164L163 164H162ZM192 162V163H191ZM195 162H197V164L195 163ZM158 163V164H157ZM189 163V164H188ZM190 163H191V166H190ZM193 164V165H192ZM201 164V165H200ZM207 164L209 165V166H207ZM219 164H221V162L219 161ZM219 164H218V166H219ZM144 165H145V167H144ZM154 165V166H153ZM196 165H200L201 166V168H200V166H197L198 168H199V170L197 169V167H196ZM202 165H206V167L205 166H202ZM185 166H187L186 168H185ZM148 167V168H147ZM189 167H191L192 168V170H188V171H184V169H190ZM193 167H194V169H195V171H194V169H193ZM205 167V168H204ZM208 167V168H207ZM159 168V169H158ZM210 168V169H209ZM148 169V170H147ZM168 169H170V170H168ZM180 169V170H179ZM203 169V170H202ZM206 169V170H205ZM209 169V170H208ZM212 169V171H210ZM215 169V170H214ZM70 171V170H69ZM135 171V170H134ZM192 171V172H191ZM196 171H200V173H198L199 174V176L201 175V174H203V175H201L200 177L198 176V174L196 173ZM207 171H208V174H207ZM163 172V173H162ZM168 172V173H167ZM175 172V173H174ZM185 172H186V174H185ZM196 173L197 174V176L195 177V174L194 173ZM211 172V173H210ZM213 172H215V173H213ZM63 173V172H62ZM180 173V174H179ZM183 175H182V174ZM194 175H193V174ZM190 174V176H191V174L193 175L191 178H189V180H188V177H186V179L185 178H183V179H181L183 176H187V175H189ZM156 175V176H155ZM177 175H179V176H177ZM182 175V176H181ZM150 176V177H149ZM155 176V177H154ZM181 176V177H180ZM189 176V177H190ZM154 177V178H153ZM199 177V178H198ZM201 177H203V180L201 179ZM134 178V179H133ZM179 180V178H180V180L178 181L177 179ZM197 178V179H196ZM173 179H175V180H173ZM190 179L191 180H195V182L194 183H200L199 185H201L200 187H198V193L197 194H201V199H203L202 200V204H200V203H195L196 202V199H195V202L193 201L194 200V198H191V200H190V198H189V196H193V195H190V194H184L183 192V189H181V188H179L180 187V185H179V182L181 181V183H183V182H187V183H189V181H190ZM131 180V181H130ZM160 180V181H159ZM167 180V181H166ZM185 180V181H184ZM193 180V181H194ZM198 180H199V182H198ZM236 180H238V179H236ZM130 181V182H129ZM138 181H142V180H139L138 179ZM144 181V180H143ZM153 181H155L156 182V184H155V182H153ZM170 181V182H169ZM204 181V182H203ZM220 183H219V182ZM101 182V183H100ZM115 182V183H114ZM218 182V183H217ZM95 184L94 186H93V188L92 187H90L89 185H93V184ZM127 183V184H126ZM134 183V184H133ZM149 183V184H148ZM151 183V184H150ZM191 183V182H190ZM202 183V184H201ZM114 184V186H112ZM158 184V185H157ZM167 184L169 185V186H167ZM175 184H177V185H175ZM237 184H239L238 183V181H237ZM78 182H77V180L75 181V186L76 187H78ZM123 185V186H122ZM125 185H127V186H125ZM139 185H141V186H139ZM146 185V186H145ZM147 185H148V187H147ZM153 185V186H152ZM208 185V186H207ZM118 186V187H117ZM123 188H122V187ZM126 188H125V187ZM150 186H151V188H150ZM156 188H155V187ZM158 186H159V188H158ZM167 186V187H166ZM175 186V187H174ZM178 186V187H177ZM239 186V185H238ZM70 187L72 188V189H74V187H73V184H71L70 183ZM127 187H129V188H127ZM135 187V188H134ZM141 187H142V189H141ZM157 189V191L155 192L154 190H150V189ZM160 187H164V188H161V189H165V190H161L160 189ZM169 187V188H168ZM173 187H174V189H173ZM79 188V187H78ZM97 188V189H96ZM107 188V189H106ZM122 188V189H121ZM132 189V193H130L131 192V189ZM136 188L137 189H139V190H141L140 192L137 190L136 191ZM150 188V189H149ZM167 188V189H166ZM172 188V189H171ZM208 188V189H207ZM239 188L241 189L242 188V186L240 187L239 186ZM244 188V187H243ZM119 189V190H118ZM130 189V190H129ZM133 189H135L134 190V192H133ZM147 189H149V190H147ZM159 189V190H158ZM97 190H98V192H97ZM101 190H102V192H103V194L101 193ZM125 190V191H124ZM128 190V191H127ZM161 190V191H160ZM170 190V191H169ZM242 190V189H241ZM95 191V192H94ZM136 191V192H135ZM181 191V192H180ZM206 191H208V192H206ZM243 191V190H242ZM118 192L119 193H122V194H119L118 195ZM159 192H161V194L162 195H160L159 194ZM165 194V196L163 195V193ZM166 192H167V195H166ZM197 192V191H196ZM113 193L115 194L114 196H112L113 195ZM135 193V194H134ZM137 193H140V197L142 198V200H141V198H138L139 196L137 195ZM208 193V194H207ZM117 194V195H116ZM135 196H138V197H136L137 199H135V197H134V195ZM207 194V195H206ZM95 195V196H94ZM112 196V198L113 199H111V196ZM90 196V197H89ZM102 196H104V197H102ZM124 196V197H123ZM131 196V197H130ZM145 196H147V197H144ZM155 196V197H154ZM102 197V198H101ZM116 197H118V198H116ZM185 197V198H184ZM101 200H100V199ZM116 198V199H115ZM125 198V199H124ZM68 199V198H67ZM131 199H132V201H133V203H132V201H131ZM134 199V200H133ZM140 199V200H139ZM148 200V202H147V200ZM165 199H166V201H165ZM175 199V200H174ZM186 199V200H185ZM87 201L86 202V204H85V201ZM91 200V201H90ZM114 200H116V203L114 202ZM151 200V201H150ZM161 200H163V201H161ZM169 200H171V201H169ZM96 201V203H94ZM97 201H100V202H97ZM104 201V202H103ZM113 201V202H112ZM140 201L141 203H138V202ZM149 201H150V203H149ZM156 201V202H155ZM108 202V203H107ZM111 202H112V204H111ZM144 202V203H143ZM154 202V203H153ZM172 202V203H171ZM258 202V203H257ZM93 203H94V205H93ZM106 203V204H105ZM115 203V204H114ZM121 204V205H119V204ZM138 204V206H137V204ZM143 203V204H142ZM147 203V204H146ZM152 203V204H151ZM156 203H157V206H158V210H155V208H157V206H154L153 204H155L156 205ZM190 203V204H189ZM208 203V204H207ZM254 203H256L255 205H254ZM72 204V203H71ZM122 204H124V205H122ZM152 206H151V205ZM160 204V205H159ZM164 204H165V206H164ZM192 204V205H191ZM92 205V206H91ZM117 205H119L118 207H117ZM132 205V206H131ZM142 205V206H141ZM146 205V206H145ZM257 205V206H256ZM258 205H259V210L260 211H262V212H264V210H263V207L262 206H260V201H257V200H255L253 203H252V205H251V209L253 208V210H254V215H257L258 213H257V210H258ZM83 206V207H82ZM98 206H100V207H98ZM123 206V207H122ZM154 206V207H153ZM162 206H164V207H162ZM255 206H256V208H255ZM88 207V208H87ZM107 207V208H106ZM122 207V208H121ZM131 207V208H130ZM137 207V208H136ZM140 207V208H139ZM161 207V208H160ZM85 208V209H84ZM103 208V209H102ZM119 208H121L120 210H118ZM124 208H126V209H124ZM145 208V209H144ZM150 208V209H149ZM164 208V209H163ZM169 208V209H168ZM109 209H111V213H113L114 215V217L112 216V214L111 215H109L110 213H108L109 211L108 210ZM135 209V210H134ZM148 209V210H147ZM155 211H154V210ZM161 209V210H160ZM219 209V210H218ZM251 209H249L250 211H251ZM100 210L103 212H100ZM147 210V211H146ZM252 210V211H253ZM105 211V212H104ZM133 211V213H131L130 214V212H132ZM167 211V212H166ZM202 211V212H201ZM221 213H220V212ZM247 211V210H246ZM92 212H94V213H92ZM107 212V213H106ZM123 212V213H122ZM157 213L158 215H160V217L163 219V217L164 216H170L171 218V220L173 221V220H175V221H173V223L175 222H177V224H173V226L171 227L170 225H172L171 224V220L169 219V216H168V218L166 217V218H164L165 220H162V219H159L160 221H159V223L157 224V221H156V217H155V215H154V213ZM159 212V213H158ZM247 212H249V211H247ZM104 215L103 216V221L105 222H103L102 221V214ZM152 215H151V214ZM169 213V214H168ZM220 213V214H219ZM91 214H93L92 215V217H91ZM100 214H101V216H100ZM143 214V215H142ZM145 214V215H144ZM166 214V215H165ZM106 215H107V217H106ZM132 215V216H131ZM134 215V216H133ZM140 215V216H139ZM206 215H208L207 217H205ZM97 218H96V217ZM99 216V217H98ZM112 216V217H111ZM117 216H119V217H117ZM130 216V217H129ZM173 216V217H172ZM220 216V217H219ZM104 217H106L105 218V220H104ZM109 217V218H108ZM123 217V218H122ZM149 217V218H148ZM152 217V218H151ZM155 217V218H154ZM177 217V218H176ZM225 218L226 219V217H227V219L224 221V219L222 220V218ZM77 218H79V216L77 217ZM111 218V219H110ZM118 219V221H116L117 219ZM120 218V219H119ZM173 218V219H172ZM205 218V219H204ZM210 218V220H212V219H216V220H212L213 221V223H211V221L210 220H208V219ZM108 219V220H107ZM110 219V220H109ZM113 219V220H112ZM115 219V220H114ZM151 219H153V220H151ZM170 220L171 222H168V224H166L167 222H165L166 220ZM220 219V220H219ZM75 220V219H74ZM90 220V223L92 222L93 224H91L92 226H89V224H88V221ZM107 220V221H106ZM167 220V221H168ZM227 220H229V221H227ZM234 220V221H233ZM115 221V222H114ZM135 221V222H134ZM138 221V222H137ZM146 221V222H145ZM156 221V223L154 224L153 222H155ZM207 221V222H206ZM215 221H217V223L218 222H220V223H218L219 224V227H217L218 226V224L215 222ZM87 222V223H86ZM98 222V223H97ZM117 222H119V223H117ZM124 222V223H123ZM126 222V223H125ZM142 222V223H141ZM164 222H165V224H164ZM229 222V223H228ZM231 222V223H230ZM237 222H239V225H238V227H236L237 226ZM101 223V224H100ZM114 223V224H113ZM128 223H129V225H128ZM150 223H151V225H150ZM170 223V224H169ZM214 223H215V225H214ZM225 223V224H224ZM229 225H228V224ZM234 223V226L232 225ZM88 224V225H87ZM98 224H100V225H98ZM106 224V225H105ZM116 224H119V225H116ZM135 224V225H134ZM142 224V225H141ZM212 225V227H211V225ZM133 225V226H132ZM158 225V226H157ZM161 225V226H160ZM176 225H177V228L175 229V227H176ZM214 225V226H213ZM241 225V226H240ZM100 226V227H99ZM121 226V227H120ZM131 226V227H130ZM141 226V227H140ZM164 226V227H163ZM167 226V228H165ZM168 226H170V227H168ZM185 226V227H184ZM209 226V227H208ZM216 226V227H215ZM92 227H94L93 229H92ZM114 227V229L112 230V228ZM119 227V228H118ZM145 227V228H144ZM157 227V228H156ZM158 227L159 228H161V229H159V230H164V232H162L163 234L162 235H164V236H162V235H157L156 233L157 232H155V230L156 231H158ZM174 227V228H173ZM178 227H180V229H183V231L182 230H180V229H178ZM189 227H191V228H189ZM101 228V229H100ZM126 228H127V230L128 229H132V230H137L138 232H141V234H143V237H144V241L142 240V238H141V240L144 242V244L140 241V242H138V243H141V245L142 246H140V244H136V243H131V241H128V239H127V237L124 235V237H122L123 236V234H125L126 233ZM139 228V229H138ZM154 228V229H153ZM156 228V229H155ZM163 228V229H162ZM165 228V229H164ZM213 228V229H212ZM214 228H218L219 229V231H218V229L216 230V229H214ZM236 230H235V229ZM238 228V229H237ZM123 229V230H122ZM147 229V230H146ZM149 229H150V232H148L149 231ZM169 229V231H167ZM173 230V229H175L174 230V232H175V234H174V236L176 237L177 236V234L176 233H178L179 234V236H177L176 237V239L178 240V242L179 243H176V239L175 238H172V236H170V234H172L173 235V233L174 232H172L171 230ZM97 230V231H96ZM106 230V231H105ZM109 230H110V233H108L109 232ZM126 230V231H125ZM209 230H210V233L211 234H209ZM214 230H216L215 232V235H217L218 234V232H219V234L221 233L220 231H222V230H224V231H226V232H222V234L223 235H225V236H223L222 234L221 235H218V236H221V237H217V236H214V234H213V232H214ZM231 230V231H230ZM240 230V231H239ZM242 230V231H241ZM92 231V232H91ZM116 231V232H115ZM120 231V232H119ZM146 232V234H145V232ZM171 231V232H170ZM191 231H193V233H191ZM218 231V232H217ZM228 231V232H227ZM234 231V232H233ZM235 231H238L237 233L235 232ZM80 232V233H79ZM99 233V235H98V233ZM107 232V233H106ZM118 232V233H117ZM121 232H124V233H121ZM154 232V233H153ZM160 232V231H159ZM185 234V235H183V233ZM90 234L91 233V235L89 236V235H87V234ZM106 233V234H105ZM151 233V234H150ZM153 233V234H152ZM165 233H169L168 235L167 234H165ZM182 233V234H181ZM188 233V234H187ZM231 233V235H232V237L234 236V238H233V240H235V241H231V239L232 238H230L231 237V235H228V234H230ZM241 233H242V236L243 237H241ZM93 234V235H92ZM156 234V235H155ZM160 234H161V232H160ZM187 234V235H186ZM190 234V235H189ZM238 234V235H237ZM246 234H248V235H246ZM66 235V234H65ZM106 235V236H105ZM115 235V236H114ZM122 235V236H121ZM213 236L215 239H213L211 236ZM227 235V236H226ZM92 236V237H91ZM97 236H99V237H97ZM148 236V237H147ZM159 236V237H158ZM169 238H168V237ZM185 236V237H184ZM223 236V237H222ZM236 236H237V238H236ZM240 236V237H239ZM248 236V237H247ZM253 236H254V238H253ZM62 238L63 237H66V236H64V235H62L61 236ZM91 237V238H90ZM114 237H115V240H114ZM126 237V238H125ZM157 237V238H156ZM161 237V238H160ZM165 237V238H164ZM181 237V238H180ZM183 237H184V239H183ZM225 237V238H224ZM246 238V239H243V238ZM88 238H90V239H88ZM93 238H95V239H93ZM97 238V239H96ZM106 238V239H105ZM122 240H120V239ZM152 240H151V239ZM155 238L156 239H158V240H155ZM180 238V239H179ZM185 238H187V239H185ZM190 238H192V239H190ZM217 238V239H216ZM222 238V239H221ZM229 238H230V241H229ZM240 238V239H239ZM242 238V239H241ZM257 239V242H256V239ZM85 239H87V240H85ZM99 239V240H98ZM114 240V242H113V240ZM118 239V240H117ZM125 239V240H124ZM162 240V242H161V240ZM175 239V240H174ZM223 239H227V242L224 240V242H222L223 241ZM239 239V240H238ZM108 240V241H107ZM147 241V243H146V241ZM168 240V241H167ZM170 240V241H169ZM172 240H173V242H172ZM180 240H182V243L183 242H187V244H186V246H187V249H186V247H184L183 248V246H185L184 245V243L183 244H181V242H180ZM186 240V241H185ZM221 240V241H220ZM92 241H94V242H92ZM119 241V242H118ZM124 241V242H123ZM125 241H126V243H125ZM153 241H155V242H153ZM160 241V242H159ZM166 241V242H165ZM216 241V242H215ZM219 241V242H218ZM237 241H239V242H241V243H239V242H237ZM250 241H254V242H251L250 244H251V246H252V248H251V246L248 244ZM258 241H259V243H258ZM79 242V243H80ZM96 242V243H95ZM102 242V243H101ZM130 243V244H132L133 245V247H132V245H128V243ZM153 242V246H151V243ZM171 242H172V244H173V249H172V247L171 248H168L167 246H169L170 247V245H171ZM223 243V244H221V243ZM226 242V243H225ZM230 243L231 244V242H232V245L230 246V244H227V243ZM235 242V243H234ZM118 243V244H117ZM119 243H121V246H120V244ZM150 245H149V244ZM154 243L155 244H157L158 245V247H154V246H156V245H154ZM163 243H165V244H163ZM209 243V244H208ZM236 244L235 246H234V244ZM243 243V244H242ZM252 243H253V245H252ZM261 243V244H260ZM82 244V245H83ZM115 244H116V246H115ZM122 244H124V245H126V247L124 246V245H122ZM177 244H181L182 245V247L180 246V245H178V246H180V248L182 249H186L187 251H185L186 253H188V254H182V252H184V250H181L180 248H178V246H177ZM189 244V245H188ZM192 244V245H191ZM221 244V245H220ZM254 244H256V245H254ZM261 246H260V245ZM58 245H59V243H58ZM95 245V246H94ZM135 245H137V247L135 246ZM145 245V246H144ZM161 245H162V248H165L166 250H167V248H168V251H170V252H168V251H166V250H162V249H160V247H161ZM199 245V246H198ZM203 246V247H200V246ZM217 245H220V246H217ZM227 247H225V246ZM228 245V246H227ZM238 245H240V247H243V250H241V248L238 246ZM246 245V246H245ZM60 246V245H59ZM92 246H94V247H92ZM141 247L142 249H144V250H141V248H139V247ZM148 246V247H147ZM165 246V247H164ZM190 246V247H189ZM257 246V247H256ZM116 247L119 249H117L116 250ZM125 248V249H123L122 250V248ZM128 247H129V250H128ZM131 247H132V250H131ZM134 247H135V250H134ZM144 247V248H143ZM146 247V248H145ZM152 247H154V248H152ZM189 247V248H188ZM197 247V248H196ZM205 247H208V249L207 248H205ZM246 247H247V251L245 250L246 249ZM255 247V248H254ZM110 248V249H109ZM138 248V249H137ZM150 248H152L151 249V251H149L148 249H150ZM196 248V249H195ZM199 248V249H198ZM203 250H202V249ZM205 248V249H204ZM215 248V250H213ZM240 248V249H239ZM260 248V249H259ZM96 249V250H95ZM121 249V250H120ZM136 249H137V251H136ZM154 249V250H153ZM157 251H156V250ZM180 249V250H179ZM208 251H207V250ZM237 249V250H236ZM251 249V250H250ZM255 249H257V252H255L256 250ZM263 249V250H262ZM127 250V251H126ZM138 250L139 251H141V253H139L138 254ZM174 250V251H173ZM190 250V249H189ZM219 250V251H218ZM229 250L232 252V251H234V252H232L233 254H231L232 256H234V257H229V253H231V252H229ZM240 250V251H239ZM250 250V251H249ZM116 253H115V252ZM125 251V252H124ZM129 251V252H128ZM136 251V252H135ZM153 251V252H152ZM159 251V252H158ZM175 251H178L177 253H181V255H175L174 254V252ZM195 251L197 252L196 254H195ZM205 251V252H204ZM212 251V252H211ZM216 251V252H215ZM228 251V252H227ZM248 251H249V253H248ZM259 251V252H258ZM54 252H55V250H54ZM103 252V253H102ZM118 252V253H117ZM121 252V253H120ZM125 254L126 252V254L125 255H129L130 254V252H131V254H133V252L134 253H137V254H135V255H137V256H134V257H137V258H139V260H140V263L138 262V263H134V261L135 262H137V258L134 260V257H133V255H129V256H126V257H131V258H129L131 261H129V259L128 258H126V260H125V256L123 255V253ZM146 253L145 255H143V253ZM148 252L150 253L151 252V254L149 255L148 254ZM157 252H158V254H157ZM162 252H164V254L165 255H162L163 253ZM204 252V253H203ZM207 252L209 253V254H207ZM242 252V253H241ZM253 252H255V253H259V254H255L254 256L255 257H257L258 256V258H260L261 256V258L260 259H256L255 257H252L253 256ZM59 252H58V248H57V250H56V254H58ZM68 253V252H67ZM88 252L86 251H84L83 253H82V256H83V258H85V260H87L88 259V261H90L89 260V258H90V256L91 255H89V254H87ZM152 253L154 254V255H156L157 254V258H154L153 257V255H152ZM156 253V254H155ZM160 253V254H159ZM162 253V254H161ZM170 253V254H169ZM176 253V252H175ZM211 253V254H210ZM212 253H213V256H212V258L214 257V255H215V257L216 258H213V259H211V255H212ZM226 253L227 254H229V255H226ZM84 254V255H83ZM117 254H119V256H122V257H119ZM148 254V257L146 256ZM202 254H203V257H202ZM225 254V255H224ZM239 254H241V256L239 255ZM50 255H52V254H50ZM87 255V256H86ZM140 255V257L142 256H144V260H141V259H143V258H141L140 259V257H138ZM169 255V257L171 258V261L169 260V257H167ZM207 255H209V256H207ZM219 255H221V257H219ZM252 255V256H251ZM54 256V255H53ZM71 256V257H70ZM86 256V257H85ZM88 256H89V258H88ZM112 256V257H111ZM116 258V260H115V258ZM150 256V257H149ZM165 256V257H164ZM174 257V259H172L173 257ZM176 256V257H175ZM179 256H181L180 258H181V260H179L177 257H179ZM207 256V257H206ZM46 256H38V258L37 259H34V261H31V260H26V258H21V260H26V261H20L19 263H16V262H14V263H12V261L11 260H9L8 261V257H6L5 255H2L1 256V260L2 261H5V262H3V264H30L31 262L33 263V264H35V263H43V262H45L46 261V258H45ZM49 257V256H48ZM70 257V258H69ZM69 257H68V259H71L73 256L72 255H70L69 254ZM107 257V259H108V261H107V259H105ZM164 257V258H163ZM74 258V257H73ZM77 260H76V257H75V260L73 261L72 259H71V261L72 262H78L79 264H80V260L79 259H81V256L80 257H78L77 256ZM87 258V259H86ZM90 258V259H91ZM96 258V259H95ZM102 258H104V260L102 259ZM133 258V259H132ZM149 258V260L151 261L150 263H149V261L148 260H146V259H148ZM151 258V259H150ZM154 258V259H153ZM175 258L177 259L176 261H175ZM184 258V259H183ZM193 258H194V260H193ZM210 258V259H209ZM231 258L234 260V261H232L231 260ZM253 258H255L256 260H254L253 261ZM97 259H98V261H97ZM102 259V260H101ZM109 259H111V260H113V262H111ZM157 259V260H156ZM196 259V260H195ZM262 259V260H261ZM84 263H86L87 261H85L84 259H81ZM127 260H128V262H127ZM153 260V261H152ZM156 260V261H155ZM179 260V262H177ZM193 260V261H192ZM212 260V261H211ZM231 260V261H230ZM237 260V261H236ZM81 261V262H82ZM105 261V262H104ZM111 263H110V262ZM121 261V262H120ZM205 261V262H204ZM215 261V262H214ZM220 261V263H218ZM227 261V262H226ZM250 261V262H249ZM256 261V262H255ZM130 262V263H129ZM191 262V263H190ZM240 262V263H239ZM254 262V263H253ZM131 263V264H132ZM161 263V264H162ZM171 263H169V264H171ZM164 264H166V263H164ZM195 264H198V263H195ZM222 264V263H221ZM257 264H261V263H257ZM262 264H264V263H262Z\"/></svg>","mask_w":264,"mask_h":264}]
</instances>
